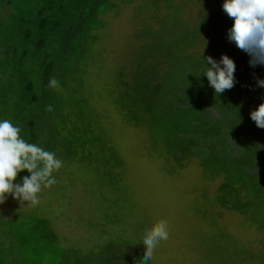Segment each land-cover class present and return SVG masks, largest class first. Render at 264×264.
<instances>
[{
  "label": "trees",
  "instance_id": "16d2710c",
  "mask_svg": "<svg viewBox=\"0 0 264 264\" xmlns=\"http://www.w3.org/2000/svg\"><path fill=\"white\" fill-rule=\"evenodd\" d=\"M216 1L210 12L202 11L201 27L192 26L190 32L187 26L176 27L179 20L168 12L159 10V19L153 12L148 29L136 36L139 54L129 65L132 83L125 81L128 74L122 69L109 95L120 93L111 104L122 121H135L136 111L146 118L140 123L154 156L170 166L164 172L173 175L174 165L184 168L190 159L203 180L223 173L224 179L215 183L216 202L223 210L248 214L263 241L264 128L257 127L249 113L264 101V88L257 84L264 79V65H250L249 56L240 50L233 58L234 86L219 95L203 73L197 76L202 56L229 52L225 37L232 20L222 8H214V3L222 4ZM110 5L111 0H0V118L18 125L29 143L76 164L80 171L103 176L108 184L99 187L102 193L106 187L109 193L118 192L122 150L109 142L103 118L100 122L86 111L89 98L83 86L94 66L87 53L103 25L100 15ZM53 78L58 87H49ZM59 174H52L56 182ZM23 175L27 172L19 173L16 182ZM62 178L63 186L72 182L69 176ZM84 190L88 205L105 212L96 190ZM50 219L34 207L0 218V264L141 261L128 243L111 240L89 251L64 245Z\"/></svg>",
  "mask_w": 264,
  "mask_h": 264
},
{
  "label": "rangeland",
  "instance_id": "374dc122",
  "mask_svg": "<svg viewBox=\"0 0 264 264\" xmlns=\"http://www.w3.org/2000/svg\"><path fill=\"white\" fill-rule=\"evenodd\" d=\"M208 1L111 0L109 9L100 15L103 25L96 31L97 41L87 53L94 66L84 76L83 92L89 98L88 114L99 121L103 118L109 142L118 144L119 152L122 150L117 168L119 189L117 193H109L106 187L102 193L99 187L108 184L103 176L98 179L94 170L80 171L76 164L62 161L57 182L42 187L39 204L34 208L50 216L64 245L89 251L101 249L111 240L114 244L128 243L141 260L134 264H145L141 259L144 241L140 236L147 226L163 219L168 224L169 238L157 245L150 264H264V240L255 230V221L248 214L223 210L216 202L214 189L224 174L203 180L190 159L184 168L174 165L173 175L164 172L170 166L154 156L148 132L140 123L146 118L136 111L135 121H122L120 112L111 104L113 99H120V93L109 95L117 87L122 69L128 74L125 81L132 83L129 65L139 54L136 36L148 29V18L155 15L162 18V13H158L162 9L179 20L176 27L187 26L190 32L192 26L201 27L202 11L210 12L211 3L216 0ZM214 6L221 8L220 3ZM153 12L155 15L150 16ZM3 13L0 8V16ZM228 43L229 47L224 48L229 52H220L232 59L239 57L240 49L237 52L235 44ZM220 52L211 57L219 60ZM184 65L189 63L186 61ZM66 176L72 182L63 186L61 179ZM84 189L96 190L98 199L105 204V212H97L88 205V195H82ZM32 207L27 201L20 203L8 196L0 203V218Z\"/></svg>",
  "mask_w": 264,
  "mask_h": 264
},
{
  "label": "clouds",
  "instance_id": "9594fccd",
  "mask_svg": "<svg viewBox=\"0 0 264 264\" xmlns=\"http://www.w3.org/2000/svg\"><path fill=\"white\" fill-rule=\"evenodd\" d=\"M221 8L232 20L226 31L227 40L249 56L250 65H264V0H222ZM200 73L206 76L217 95L234 86L235 63L226 54H221L219 60L202 56L198 75ZM257 84L264 88V79H258ZM49 87H58L54 78L49 81ZM48 110H52L51 105ZM249 115L257 127L264 128V101ZM61 166L62 161L54 152L29 143L21 135L18 125L10 119L0 118V203L11 196L20 203L27 201L33 207L38 205V193L42 187L56 183L52 174ZM24 171L27 175L16 182L18 174ZM168 238L166 220L161 219L144 229L140 239L144 241L141 259L145 264H150L157 245Z\"/></svg>",
  "mask_w": 264,
  "mask_h": 264
}]
</instances>
